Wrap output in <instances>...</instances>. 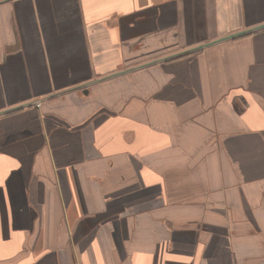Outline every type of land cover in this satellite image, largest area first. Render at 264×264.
<instances>
[{"label":"crops","instance_id":"1","mask_svg":"<svg viewBox=\"0 0 264 264\" xmlns=\"http://www.w3.org/2000/svg\"><path fill=\"white\" fill-rule=\"evenodd\" d=\"M263 24L264 0H1L0 264H264V28L189 52Z\"/></svg>","mask_w":264,"mask_h":264},{"label":"water","instance_id":"2","mask_svg":"<svg viewBox=\"0 0 264 264\" xmlns=\"http://www.w3.org/2000/svg\"><path fill=\"white\" fill-rule=\"evenodd\" d=\"M263 28H264V24H263V25H260V26H256V27H254V28H252V29H249V30H245V31H242V32H238V33H235V34L229 35V36H227V37H224V38H221V39H219V40H217V41H214V42H212V43H210V44H206V45H203V46H199V47H197V48H195V49H193V50H190L189 52H193V51L199 50V49H201L202 47H205V46H207V45H211V44H213V43H217V42H221V41L229 40V39H235V38H238V37H240V36H244V35H247V34L253 33V32H255V31L261 30V29H263Z\"/></svg>","mask_w":264,"mask_h":264},{"label":"rangeland","instance_id":"3","mask_svg":"<svg viewBox=\"0 0 264 264\" xmlns=\"http://www.w3.org/2000/svg\"><path fill=\"white\" fill-rule=\"evenodd\" d=\"M1 1V0H0ZM52 94H50L52 97L53 96H55V92H51ZM41 104H42V102L40 101V100H36V101H34V106H35V108H40L41 107ZM83 214V213H82ZM88 218H90V216H83L82 217V219H81V222L83 223V227H85L87 230H88ZM75 228V227H74ZM73 233L75 234V229L73 230ZM74 236V235H73ZM72 241H73V237H72ZM73 247H74V244L72 245V243H71V247H70V250H71V252H73L74 251V249H73ZM77 262V260L75 259V258H73V261H72V264H75Z\"/></svg>","mask_w":264,"mask_h":264}]
</instances>
